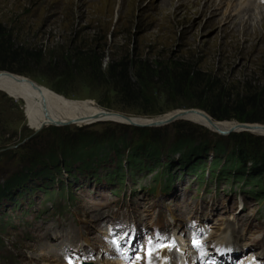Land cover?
<instances>
[{"label": "rangeland", "instance_id": "rangeland-1", "mask_svg": "<svg viewBox=\"0 0 264 264\" xmlns=\"http://www.w3.org/2000/svg\"><path fill=\"white\" fill-rule=\"evenodd\" d=\"M167 1L0 0V46L9 50L0 55V65L20 72L0 71L20 74L69 100L91 101L106 113L149 121L195 108L216 122L264 127V3L250 8L257 16L253 21L232 25L233 17L224 20V15L237 2L225 9L217 8L218 0L210 7L209 0ZM246 22V31L254 28L260 39L249 35L252 39L245 40L239 29ZM190 101L238 119H215L203 108L185 106ZM223 134L188 118L160 127L102 120L35 130L25 117L23 101L0 90V187L11 186L17 199H0V264H68L69 259L73 264H147L149 247L155 249L152 262L161 256L168 263L172 258L164 256L169 251L183 257L193 253L187 241L173 242L170 250L162 251L174 236L182 238V226L205 230L217 240L229 234V222L236 224L230 226L234 237L241 233L248 247L245 262L264 264V204L236 187L210 181L206 186L184 173L172 179L171 191L162 192L159 185L153 191L157 167L135 173L118 190L117 184L96 181L76 165L68 174L60 160L67 146L81 145V137L99 145L119 136L127 137L131 146L157 141L161 147H175L188 141L193 148L211 138L231 149L244 135L241 141L259 140L264 146V134L244 128ZM52 153L58 164L49 163ZM30 166L44 168V175L27 173ZM111 168L98 166V175ZM17 179L25 192L11 190ZM133 229L140 248L123 263L109 242L124 235V250Z\"/></svg>", "mask_w": 264, "mask_h": 264}, {"label": "trees", "instance_id": "trees-1", "mask_svg": "<svg viewBox=\"0 0 264 264\" xmlns=\"http://www.w3.org/2000/svg\"><path fill=\"white\" fill-rule=\"evenodd\" d=\"M8 52V49H3L0 46V55H6ZM0 69L20 72V70L15 69L11 65H0ZM126 91L130 93L129 89ZM137 91H134V95L144 99L146 94L144 95ZM185 104L187 107L203 108L213 118L218 120L232 117L238 119L237 116L233 115H219L214 107L195 101ZM242 136L244 137V135ZM242 136H238L240 143H237L231 149H227V146L221 144L220 140H212L211 138L203 140V145L193 148L192 142L188 141L183 142V144H175V147L172 145L161 147L162 145L159 142L157 143V141L140 142L131 146L127 137L119 136L116 138L109 137L104 140L105 144L103 141L99 145L98 142H94L90 137H81V145L75 148L67 146L62 150L60 160L68 174H71L69 167L76 165L77 171H88L94 180L99 181L102 178L108 182L116 183L118 187L123 186L129 176L146 171L152 172L158 167L154 179L155 181H161L163 177H167L166 180L168 182L165 185L167 187L178 174V172L172 171V168L175 167V155H179L178 168L181 170L179 176L187 172L194 174L199 181H202L205 177L204 170L208 155L212 153V160L208 166V172H210L212 178L224 181L229 185H237L239 190H246L244 192L258 199L259 202H264V146L258 142L259 140L253 142L241 141L244 140ZM185 145H189L186 152L182 151ZM163 158L164 160L162 161ZM47 159L51 165H54V162L57 164L60 162L53 153L49 154ZM43 164H40V166L42 167ZM106 164L112 165L113 168L106 170L100 177L98 175V166H105ZM31 167L27 173L36 177L44 175L42 171L44 168L37 170L36 167H32V170ZM30 170L32 171L30 172ZM23 175L26 174L23 173ZM10 184H17L11 190L16 187H19L20 190L25 188L19 179ZM10 187H0V199L12 196L13 200L17 201L12 191H10Z\"/></svg>", "mask_w": 264, "mask_h": 264}, {"label": "bare ground", "instance_id": "bare-ground-1", "mask_svg": "<svg viewBox=\"0 0 264 264\" xmlns=\"http://www.w3.org/2000/svg\"><path fill=\"white\" fill-rule=\"evenodd\" d=\"M209 2L210 3L208 6L210 7V5L213 4V1L209 0ZM234 2H237L238 5L233 6L231 11L228 10L227 13H230V15H224V20H227L228 18L231 20V16L233 17V20L231 21L232 25L236 23H243V21H246L244 19H249L250 21H253L257 16L251 14L250 8L252 9L258 6V3L256 2H260V4L262 2L264 3V0H218L217 8L225 5V9H228L229 4ZM205 5L202 4V9L207 8ZM180 6L181 5H177V7ZM259 17L261 22L263 23V16L259 15ZM259 17L257 19H259ZM248 24L249 22H246L239 29L245 36V40H248L247 38H251L248 37L249 35L256 36L258 39H260V34L255 33L254 28H248L249 30L246 31V27ZM0 90L14 99L23 101L25 108V117L31 127L35 130H38L45 126L65 125L69 122L80 126L102 120H112L123 124L129 123L138 126L151 125L153 123L165 121L170 116H173L174 114L176 115L177 112H181L179 110H176L174 112L164 115L163 117L157 119H150L149 121L145 118H126L125 116L119 114L106 113L107 111L96 107L91 101H76L66 99L62 95H59L44 86L30 81L26 77L17 74L11 75L10 73L4 71H0ZM183 118H188L190 121H193L195 123H199L206 127L214 128L222 134L231 132L232 130H242L241 124L233 125L234 123L231 122H216L212 119H208L207 117H205L204 113L202 111L199 112V110H196L195 113L188 112L183 116ZM250 127L257 128L250 129V131L258 134H264L263 126H260L259 124H250ZM54 253L57 254V251L54 250ZM160 264H167L164 258L161 260Z\"/></svg>", "mask_w": 264, "mask_h": 264}, {"label": "water", "instance_id": "water-1", "mask_svg": "<svg viewBox=\"0 0 264 264\" xmlns=\"http://www.w3.org/2000/svg\"><path fill=\"white\" fill-rule=\"evenodd\" d=\"M4 72H7V73H10L11 75L12 74H17V73H12V72H9V71H4ZM18 75H20V74H18ZM11 97V96H10ZM196 110H198V109H195V108H190V109H186V110H180L181 112L180 113H178L177 112V114L175 115H173V116H170L167 120H165V121H160V122H157V123H153V124H151V125H140V126H148V127H160V126H163V125H166V124H168V123H171V122H173V121H175L176 119H181V118H183V116L185 115V114H187L188 112H193V113H195L196 112ZM199 112H200V110H199ZM205 115V117H207L208 119H211L208 115H206V114H204ZM123 116H125V115H123ZM126 118H129V116H125ZM68 124V123H67ZM138 126V125H137ZM241 128L243 129H246L247 131H250V129H257V128H252V127H250V125H245V124H241ZM263 130H264V128H263ZM219 132V131H218ZM252 132V131H251ZM220 134H221V132H219ZM224 135V134H223ZM264 136V135H263Z\"/></svg>", "mask_w": 264, "mask_h": 264}, {"label": "snow or ice", "instance_id": "snow-or-ice-1", "mask_svg": "<svg viewBox=\"0 0 264 264\" xmlns=\"http://www.w3.org/2000/svg\"><path fill=\"white\" fill-rule=\"evenodd\" d=\"M113 243H115V242H113ZM148 243L151 245V241H148ZM192 243H193V246L199 247L198 241L193 240ZM154 251H155L154 247H149L146 249L145 255L147 257V264H152L151 258H152V254ZM201 254L203 255L204 253L202 252ZM137 259H139V257H137ZM68 264H73L71 259L68 260Z\"/></svg>", "mask_w": 264, "mask_h": 264}]
</instances>
